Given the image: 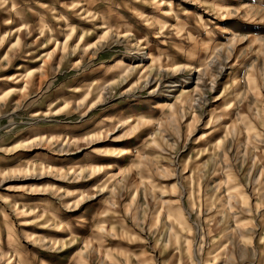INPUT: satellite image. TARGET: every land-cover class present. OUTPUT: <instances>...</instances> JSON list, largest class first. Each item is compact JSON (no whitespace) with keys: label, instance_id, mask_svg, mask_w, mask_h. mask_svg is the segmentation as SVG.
Listing matches in <instances>:
<instances>
[{"label":"rangeland","instance_id":"obj_1","mask_svg":"<svg viewBox=\"0 0 264 264\" xmlns=\"http://www.w3.org/2000/svg\"><path fill=\"white\" fill-rule=\"evenodd\" d=\"M0 264H264V0H0Z\"/></svg>","mask_w":264,"mask_h":264}]
</instances>
